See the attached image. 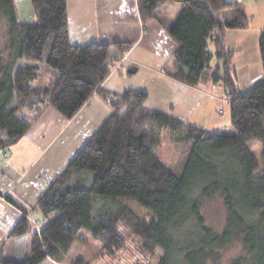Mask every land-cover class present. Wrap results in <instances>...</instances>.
<instances>
[{
  "label": "trees",
  "instance_id": "16d2710c",
  "mask_svg": "<svg viewBox=\"0 0 264 264\" xmlns=\"http://www.w3.org/2000/svg\"><path fill=\"white\" fill-rule=\"evenodd\" d=\"M164 1L138 0L142 20L159 18ZM171 1L183 7L168 29L178 48L164 71L190 86L225 87L235 134L150 108L145 91L105 90L103 82L131 43H73L67 0H31L32 22L20 21L15 0H0L8 36L0 51V152L17 144L48 106L71 119L97 93L112 110L31 207L43 224L37 228L26 211L12 229L9 239L32 235L30 253L20 259L2 248L0 264H63L83 232L113 254L125 246L123 228L146 258L160 252L157 264H264V78L240 87L225 39L227 28H246L249 19L237 0ZM228 10L233 15L222 20ZM259 47L264 70V29ZM166 134L184 156L181 167L163 160ZM255 142L262 145L259 174ZM216 196L226 208L220 232L201 213L202 202ZM96 197L114 204L102 203L95 213ZM234 242L240 255L221 262L222 249Z\"/></svg>",
  "mask_w": 264,
  "mask_h": 264
},
{
  "label": "crops",
  "instance_id": "0c3cea01",
  "mask_svg": "<svg viewBox=\"0 0 264 264\" xmlns=\"http://www.w3.org/2000/svg\"><path fill=\"white\" fill-rule=\"evenodd\" d=\"M15 1L20 21H34L31 0ZM237 1L249 24L246 28H227L225 39L227 48L234 52L232 62L238 84L247 89L264 78L259 47L264 29V0ZM67 6L73 43H131L129 51L103 82L105 90L113 94L130 89L145 91L148 107L208 131H219L224 124L222 121L217 120L214 130L208 128V123L213 106L227 91L225 87L215 84L190 86L164 71L173 62L178 48L168 29L177 21L183 3L162 2L158 8L159 18L147 22L141 18L138 0H67ZM231 15L232 10H228L221 13V18L225 20ZM132 68L136 71L129 72ZM111 112L109 103L97 93L71 119L48 106L17 144L7 152H0V250L3 248L6 254L20 259L30 252L23 251V256L19 247L7 245L15 240L9 239L12 229ZM8 196L21 201L25 208L11 203ZM31 214L29 212V217ZM20 240L22 237L18 242Z\"/></svg>",
  "mask_w": 264,
  "mask_h": 264
},
{
  "label": "rangeland",
  "instance_id": "374dc122",
  "mask_svg": "<svg viewBox=\"0 0 264 264\" xmlns=\"http://www.w3.org/2000/svg\"><path fill=\"white\" fill-rule=\"evenodd\" d=\"M247 1L250 0H243L242 3H245ZM222 20H224V18H222ZM5 29L6 28L3 23V20L0 19V51L4 50L7 44L6 42L8 36ZM5 51L8 50L6 49ZM214 62L215 60L213 61V63ZM263 77L264 76H262V78ZM227 98H228L227 91H225L222 97L220 98V100H217L215 105L213 106L211 121L208 123L209 124L208 128H212L210 130H214L217 124V120L220 122L222 121L224 124L220 127L219 131H216L217 129H215L212 132H219L229 135L235 134V129L231 124L230 106H229V100ZM220 111L222 112L225 111V112L220 113ZM33 118L35 124L38 117L33 116ZM252 150L260 163V167L256 170V173L259 174L262 172V167H263L261 143L255 142L252 145ZM162 155H163V160H165L168 164H170L173 167L175 166L177 168L179 166L181 167L184 163L183 154L181 153V151L177 150L175 148L174 143L170 141L169 134H166L164 136ZM102 203L108 206L114 204L107 198L96 197L94 200L95 213ZM133 206L135 209L138 208V204L136 203H134ZM29 212L31 213V210H28V213ZM201 213L205 219L206 225L211 227L213 230L220 232L224 228L226 222V208L222 197L216 196L204 200L201 204ZM40 217L42 218L41 214L38 212H34L31 214L32 220H34V222L37 223L35 224L37 228H39L44 222V220L41 221ZM121 231L122 234L124 235L125 246L119 250H116L115 253L113 254H107V252L104 250L103 244L100 241L93 238L89 232H83V234L80 235V239L74 244L70 254L68 255V258L63 264H157L158 256L160 255L159 251L153 257L146 258V256L143 255V253L140 251L139 243L134 238V236L131 235V233L124 228L121 229ZM19 238H13L15 240H13V242H8L7 245L9 244L10 245L12 244L13 246L16 245V247L17 248L19 247V250H21L22 253L23 251L25 253L26 250L30 251L31 249L30 247L32 243V235L27 234L23 236L22 240L18 242ZM16 242H18V244ZM240 253H241L240 244L234 242L230 244L227 248L222 249L220 261L226 263L236 258L238 255H240ZM210 262L211 264H213L212 260ZM43 264H62V263H57L48 259Z\"/></svg>",
  "mask_w": 264,
  "mask_h": 264
},
{
  "label": "water",
  "instance_id": "95a60500",
  "mask_svg": "<svg viewBox=\"0 0 264 264\" xmlns=\"http://www.w3.org/2000/svg\"><path fill=\"white\" fill-rule=\"evenodd\" d=\"M135 71H136L135 68H132V69L129 70V72H135Z\"/></svg>",
  "mask_w": 264,
  "mask_h": 264
}]
</instances>
